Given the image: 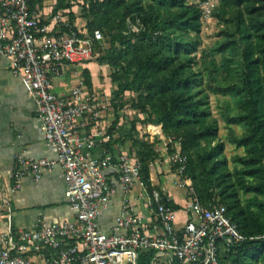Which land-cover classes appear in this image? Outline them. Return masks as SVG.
<instances>
[{"label":"trees","instance_id":"16d2710c","mask_svg":"<svg viewBox=\"0 0 264 264\" xmlns=\"http://www.w3.org/2000/svg\"><path fill=\"white\" fill-rule=\"evenodd\" d=\"M80 17L88 33L100 31L108 48L95 45V61L112 69L110 81L115 130L125 93L137 94L132 107L141 114L130 122L121 140L141 163L147 191L149 166L158 157L156 136L134 138L140 124L161 125L187 157L185 175L205 206L221 204L241 234H264V0H217L211 17L219 25L218 39L200 57L201 9L192 0H82ZM76 0H56L52 13L69 10ZM33 0L29 3L33 9ZM135 27L137 30H133ZM83 80L91 88L89 72ZM227 96L220 116L228 127L226 140L241 153L228 159L219 136L209 96ZM139 131V129H138ZM168 153L172 151L168 148ZM164 202H167L164 200ZM174 209L177 206L173 205ZM220 264H264V239L233 246L221 244Z\"/></svg>","mask_w":264,"mask_h":264},{"label":"built area","instance_id":"2783aa9c","mask_svg":"<svg viewBox=\"0 0 264 264\" xmlns=\"http://www.w3.org/2000/svg\"><path fill=\"white\" fill-rule=\"evenodd\" d=\"M32 0H0V55L9 60L10 72L19 77L34 97L42 120L46 145L53 158L16 156L14 178L24 175L38 181L45 171L62 169L64 196L73 218L49 221L41 216L34 228L0 234V264H220L221 244L233 246L247 238L226 215L221 204L203 205L185 175L187 157L179 141L170 155L174 184L184 190L180 208L183 220L175 227L176 209L159 190L152 189L144 214L131 202H120V211L106 228L100 219L116 192L107 171L124 191L138 185L147 191L141 163L128 149L112 144L116 153L95 156L97 143L112 139L103 112L111 106L110 96L90 91L83 79L66 96L52 90V79L64 65H81L96 58L100 31L88 33L53 19L66 32L41 23ZM201 18H211L215 0H192ZM133 30H137L133 27ZM166 200L167 202H164Z\"/></svg>","mask_w":264,"mask_h":264},{"label":"crops","instance_id":"0c3cea01","mask_svg":"<svg viewBox=\"0 0 264 264\" xmlns=\"http://www.w3.org/2000/svg\"><path fill=\"white\" fill-rule=\"evenodd\" d=\"M55 2L56 0H33V9L39 13L42 24L66 32L67 28L61 27L60 23L53 18L58 16L61 21L69 24V10H61L53 14ZM79 8L75 4L72 6L74 20L69 26L85 29V20L78 16ZM84 70L89 72L90 91L93 90L105 96L112 94L114 86L108 76V66L99 65L95 61L81 65H64L60 75L52 79L53 92L66 96L76 81L83 79ZM103 116L104 123L110 127L115 119L114 109L110 106L103 112ZM128 123L126 118L120 117L112 133L111 141L97 143L92 153L95 156H101L105 150L116 153L117 149L112 148L113 143L119 144L122 149H128V143L122 145L120 140L128 134ZM41 126L42 120L34 97L22 80L10 72L9 60L0 55V234L10 231L16 237L20 230L34 228L41 216L54 222L73 218V213L64 196L62 169L59 166L45 171L38 181L24 175L17 182L13 176L18 154L36 159L55 156L54 149L46 145L43 140ZM137 127L140 132L153 133L160 141L156 149L158 157L149 166V182L153 188L159 190L177 206L175 216L181 214V219L175 221V227H179L183 220L180 208L186 201V196L184 190L174 184L171 154L168 153L167 148L170 141L164 137L161 125L148 123ZM176 146V142L172 143L173 151ZM107 180L116 184V192L110 198L108 208L100 219L102 226L109 228L112 225L120 211V202L123 201L131 202L137 212L146 213L141 202H148V191L138 185L129 191H124L109 171H107Z\"/></svg>","mask_w":264,"mask_h":264},{"label":"rangeland","instance_id":"374dc122","mask_svg":"<svg viewBox=\"0 0 264 264\" xmlns=\"http://www.w3.org/2000/svg\"><path fill=\"white\" fill-rule=\"evenodd\" d=\"M144 2H149L150 0H143ZM82 0H76L75 5H78L79 7L82 5ZM215 3L217 4V0H215ZM197 4V3H196ZM80 11V8L78 9ZM78 14V13H76ZM80 16V15H78ZM201 26H200V33H199V45L197 48V51L195 52V56L198 58L201 56L203 50H207L210 46H212L215 41L218 39V33H219V25L217 23V20L214 17H211L209 19H202L200 20ZM108 39H103L99 43V50L100 52H104L109 44L107 42ZM95 61V60H93ZM96 62V61H95ZM97 63V62H96ZM108 76L110 77V74L112 72V69L108 67ZM103 79V77H101ZM103 81V80H102ZM111 98V107L113 104H118L120 101L114 99L113 94L110 95ZM137 98V94L135 93H125L123 97L121 98V101L123 102V107L120 109L121 118H126V120L129 122L128 125H130V122H137L136 120H140L141 114L135 110L132 107V104H135ZM223 99H227V96L217 95V94H210L209 100H210V106L212 110V114L217 118L218 121V127H219V136L224 141V153L228 159L234 154L241 153V148H236L234 145L230 144L226 140V136L228 133V127L232 128L234 133L239 134L241 132V128L238 125H230L227 126L224 122V120L221 118L220 113L221 110L224 107V104L222 103ZM142 126H145L146 124H140ZM122 130H124L122 128ZM133 133L132 136L134 138H141L142 140L151 141L153 139L154 135L153 133L147 134L143 133V131H138ZM124 134V133H123ZM122 140V138H120ZM170 151L173 152L171 149V146H168ZM176 220L181 219V214H178V216H175Z\"/></svg>","mask_w":264,"mask_h":264}]
</instances>
